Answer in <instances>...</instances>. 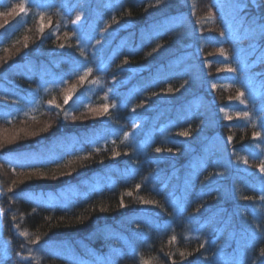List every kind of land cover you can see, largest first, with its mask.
Returning <instances> with one entry per match:
<instances>
[{
	"label": "trees",
	"instance_id": "16d2710c",
	"mask_svg": "<svg viewBox=\"0 0 264 264\" xmlns=\"http://www.w3.org/2000/svg\"><path fill=\"white\" fill-rule=\"evenodd\" d=\"M86 1L0 0V264H264V0Z\"/></svg>",
	"mask_w": 264,
	"mask_h": 264
},
{
	"label": "rangeland",
	"instance_id": "374dc122",
	"mask_svg": "<svg viewBox=\"0 0 264 264\" xmlns=\"http://www.w3.org/2000/svg\"><path fill=\"white\" fill-rule=\"evenodd\" d=\"M104 1L105 0H87L86 3H87V5L95 3L96 6L103 7ZM159 29H161V28H159ZM150 30L151 29H149V31ZM145 34H146V32L143 30L142 35H145ZM88 94L89 93L86 91L83 95L85 96ZM49 152H51V150L48 147V148H45L44 150H41V151L32 150L29 152H23L19 155H16V157L18 156V158H20L19 160H22V161H29V160H33V159L39 157L42 153H43L42 155H44L46 153L48 154ZM7 248H8V243L2 237V233L0 231V252H1V255H3L4 257L9 256V252H8ZM42 249H43L42 246L26 249V251L20 255V259H22L26 263H30L34 259L38 258Z\"/></svg>",
	"mask_w": 264,
	"mask_h": 264
},
{
	"label": "snow or ice",
	"instance_id": "6c2138e0",
	"mask_svg": "<svg viewBox=\"0 0 264 264\" xmlns=\"http://www.w3.org/2000/svg\"><path fill=\"white\" fill-rule=\"evenodd\" d=\"M25 11V9L23 8V6L21 7V12ZM80 15H77L76 20H80ZM41 31H43V29L41 28ZM61 47H63V45H61ZM222 51V50H221ZM89 72H91V69L88 70ZM83 79V78H82ZM243 95V93H241L239 96H237V99H240L241 96ZM68 99H70V96H66L65 97V103H67ZM241 103H244V100L240 99ZM107 110V106H105V111ZM244 117L247 118L248 117V113L245 112L243 113ZM182 135H187V133H182ZM254 135H259V134H254ZM231 139V138H229ZM157 151H160L159 148H157ZM118 155V153H117ZM245 163H247V160L245 159L244 161ZM259 170L264 173V162L261 163V165H259ZM137 187H139V185H137ZM129 195H131V193H129ZM245 199H250L249 197H245ZM262 200H264V197H261ZM148 203H152V202H148ZM22 235H27V233H21ZM39 237L36 238L35 241H32L33 243L38 242L39 241ZM176 237L173 236L172 240L175 241ZM201 247H203V245H201ZM185 254L183 252L180 253V256L183 257ZM261 257H264V249L261 250Z\"/></svg>",
	"mask_w": 264,
	"mask_h": 264
}]
</instances>
